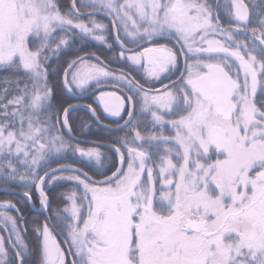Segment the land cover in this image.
Returning <instances> with one entry per match:
<instances>
[{"label":"snow or ice","instance_id":"6c2138e0","mask_svg":"<svg viewBox=\"0 0 264 264\" xmlns=\"http://www.w3.org/2000/svg\"><path fill=\"white\" fill-rule=\"evenodd\" d=\"M0 74V264H264V0H0Z\"/></svg>","mask_w":264,"mask_h":264},{"label":"trees","instance_id":"16d2710c","mask_svg":"<svg viewBox=\"0 0 264 264\" xmlns=\"http://www.w3.org/2000/svg\"><path fill=\"white\" fill-rule=\"evenodd\" d=\"M70 0H59V3L62 7L66 6ZM105 23L107 21L105 20ZM90 51L95 52L97 55L101 56L102 59H105L106 63H109V67L112 68L114 71H119L122 67V62H117L113 60L112 54H110L108 48L100 43H97L95 41H89L86 45ZM2 75V74H0ZM83 115V114H81ZM109 118L105 116L104 123H108ZM115 125H113L114 127ZM109 136V133L103 131L102 129L93 127L91 138L95 139L96 137L103 138L102 142L104 144L110 143V141L107 139ZM118 164V161H116ZM89 175L93 177V179H103L102 176H98L93 171H89ZM23 189L19 187H12L8 189H4L3 184H0V202L10 200L13 203L16 204V207L20 209L19 215H23L25 220L27 221L26 227L28 229L26 234V242L29 245L30 251L35 247L38 236L36 233L32 230L35 226V223L37 221L43 220V215L41 212H39L37 209L39 208L38 205V193H33V201L30 202V204L25 203L23 200L20 199V195L22 194ZM14 193V194H9ZM62 239V237H61ZM63 247H67L66 244L62 245ZM31 258V257H30Z\"/></svg>","mask_w":264,"mask_h":264},{"label":"rangeland","instance_id":"374dc122","mask_svg":"<svg viewBox=\"0 0 264 264\" xmlns=\"http://www.w3.org/2000/svg\"><path fill=\"white\" fill-rule=\"evenodd\" d=\"M0 179H2V178H0ZM17 183H19V182H17ZM0 184H2V182H0ZM0 211H8L9 214L14 215V216L19 215V213H17L16 211H13V210H0Z\"/></svg>","mask_w":264,"mask_h":264},{"label":"bare ground","instance_id":"6f19581e","mask_svg":"<svg viewBox=\"0 0 264 264\" xmlns=\"http://www.w3.org/2000/svg\"><path fill=\"white\" fill-rule=\"evenodd\" d=\"M0 210H10V209H0ZM40 211H41V208H40Z\"/></svg>","mask_w":264,"mask_h":264},{"label":"water","instance_id":"95a60500","mask_svg":"<svg viewBox=\"0 0 264 264\" xmlns=\"http://www.w3.org/2000/svg\"><path fill=\"white\" fill-rule=\"evenodd\" d=\"M39 212H41L40 210H38Z\"/></svg>","mask_w":264,"mask_h":264}]
</instances>
